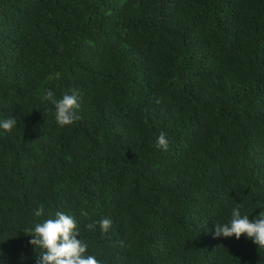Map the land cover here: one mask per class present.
Wrapping results in <instances>:
<instances>
[{
	"label": "trees",
	"instance_id": "trees-1",
	"mask_svg": "<svg viewBox=\"0 0 264 264\" xmlns=\"http://www.w3.org/2000/svg\"><path fill=\"white\" fill-rule=\"evenodd\" d=\"M49 90L76 93L80 119L58 126ZM9 117L4 264H36L28 230L57 211L101 264H264L246 235H214L235 207L264 211V0H0Z\"/></svg>",
	"mask_w": 264,
	"mask_h": 264
},
{
	"label": "clouds",
	"instance_id": "clouds-1",
	"mask_svg": "<svg viewBox=\"0 0 264 264\" xmlns=\"http://www.w3.org/2000/svg\"><path fill=\"white\" fill-rule=\"evenodd\" d=\"M45 98L55 106V118L58 126L62 128L70 126L80 119L76 112V109L80 107L79 96L76 93L64 94L62 98L56 99L55 93L49 90ZM155 102L159 104L162 101L157 98ZM16 126L17 120L13 117L0 121V128L9 133ZM169 143L167 135L161 132L156 138L155 147L167 152ZM43 214L44 206L41 205L35 210L34 215L41 217ZM81 215L87 217L88 213L82 211ZM97 223L103 233H107L112 226V220L105 217L97 222L88 223L86 227L92 230ZM28 233L32 237L29 244L33 246V250L37 254L36 264H101V261L95 256L88 254V243L83 238L77 239L81 233L73 215L57 211L54 218L36 223L33 228L28 230ZM214 235L216 238L235 236L237 240L246 235L260 249L264 248V211L254 219H250L247 214H241L239 207H235L232 209L229 223H215ZM2 254L0 252V255ZM0 264H4V262L0 261Z\"/></svg>",
	"mask_w": 264,
	"mask_h": 264
}]
</instances>
